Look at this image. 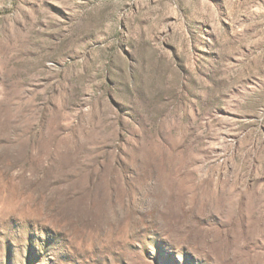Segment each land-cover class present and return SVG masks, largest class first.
Instances as JSON below:
<instances>
[{
  "label": "rangeland",
  "instance_id": "1",
  "mask_svg": "<svg viewBox=\"0 0 264 264\" xmlns=\"http://www.w3.org/2000/svg\"><path fill=\"white\" fill-rule=\"evenodd\" d=\"M0 264H264V0H0Z\"/></svg>",
  "mask_w": 264,
  "mask_h": 264
}]
</instances>
